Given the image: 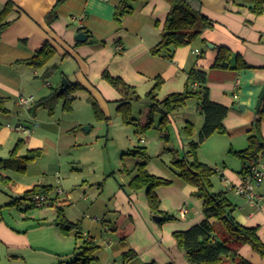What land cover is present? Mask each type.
<instances>
[{"label": "crops", "instance_id": "0c3cea01", "mask_svg": "<svg viewBox=\"0 0 264 264\" xmlns=\"http://www.w3.org/2000/svg\"><path fill=\"white\" fill-rule=\"evenodd\" d=\"M8 1L12 2V6L1 16ZM190 1L213 21V27L205 30L192 44L176 48L173 58L169 59L151 53V48L161 39L163 24L170 11L171 4L167 0H0V25L7 24L0 35V98L3 99L0 109V152L8 144L19 140H22V145L17 156L25 154L22 150H44V143L37 137V118L43 115L42 109L45 108L37 104L49 95L52 88L60 87L64 76L69 84L77 82L83 86L76 92L74 106L80 101L91 104V100H95L108 117L105 121L110 126L112 110L120 113L118 106L123 96L103 79L105 70L121 77L145 95L157 77L163 78L158 91L159 100L173 91L183 92L192 69L206 72L210 99L230 108L224 119L227 132L219 134L222 135L220 137L230 135L232 141L235 139V143L239 142V147L232 142L228 151L247 148L248 132L257 116L255 107L258 95L264 89V11L260 15L253 13L249 9L252 0ZM51 13H54V17L49 21ZM79 32H85L88 39L77 41L75 38ZM47 42L57 51L46 66L35 69L20 62L32 57ZM117 46H121L122 50L119 51ZM220 47H227L233 52V63L239 59L249 67L215 68ZM55 65L59 69L44 79L46 70ZM20 94L34 95L35 101L27 108L19 106L17 98ZM196 104V117L182 109L169 116L168 131L171 124L183 148H189L190 139L198 140L204 124L199 100ZM110 105H113L111 109ZM59 106L62 108V102ZM58 115H61L60 112ZM144 118L145 114L137 120L143 121ZM74 119L62 123L63 118L59 117L58 122L56 117L47 118L49 124L58 125L57 131L61 133L74 131L76 126L82 124L81 120ZM131 119L135 120L136 117L131 115ZM10 121L17 123L11 124ZM135 122H126L122 115V125L129 131L128 146H132L123 147L127 148L122 151L124 166L132 169L138 162L134 156L124 158L126 153L138 146L146 147L151 157L147 164L149 172L172 181L170 185L158 187L156 192L161 200V210L174 214L176 219L161 224L162 215L151 210L147 190L132 191L128 186L130 177L122 168L120 172L128 180L121 177V182L110 192L108 203L95 211L102 217L86 214L78 217L77 221L69 219L80 222V229L67 234L57 220L58 212L53 218H48L45 213L20 209L23 200L12 203L25 191L43 183L28 179L14 181L8 175L10 179L4 181L9 183L7 188H0V264H70L78 257L80 246L86 239L94 240L99 246L94 253L96 264H191L178 246L174 233L192 228L205 218L204 200L194 195L197 188L182 179L175 169L172 162L181 157L174 152L173 157L163 155L173 151L169 147L172 133L169 131L170 140L163 144L161 130L160 139L153 135L145 138L154 126L141 132ZM187 122L194 124L192 138L184 131ZM19 123L32 127V130L25 133L15 129L13 126ZM262 129L264 132V122ZM240 166L237 171L225 167L218 169L225 185L220 191H225L235 206L233 215L237 221L258 227L264 241V181L258 188L262 199L258 204H250L246 196L231 189V186L241 182L243 165ZM46 185L52 186L53 190L52 184ZM61 195L56 191L52 206L53 200L55 204L68 200ZM67 198H71V195L67 194ZM15 206L19 207L18 211L13 209ZM60 206L64 208L60 203L57 209ZM181 206L188 208L185 216L180 215ZM153 215H160L161 219L156 221ZM108 239L113 241L110 245ZM130 250H134L137 256L125 262L124 253ZM237 251L251 264H264V257L248 245L240 246ZM232 262L227 258L222 264Z\"/></svg>", "mask_w": 264, "mask_h": 264}, {"label": "trees", "instance_id": "16d2710c", "mask_svg": "<svg viewBox=\"0 0 264 264\" xmlns=\"http://www.w3.org/2000/svg\"><path fill=\"white\" fill-rule=\"evenodd\" d=\"M170 4V11L164 21L160 41L151 48V53L154 55L165 56L169 59L173 58L176 48L192 44L201 37L203 32L213 27V21L201 13L199 7L192 4L190 0H167ZM12 6V2L8 1L1 16L4 15ZM249 9L260 15L264 11V0H252ZM51 13L48 17L49 21L54 17ZM0 16V18H1ZM7 24L0 25V35ZM56 48L45 43L39 48L35 54L25 60L20 61L35 69L42 68L56 54ZM233 52L227 47H220L214 67L221 69H243L249 65L239 60L233 63ZM59 69L58 65L49 67L44 79L51 77ZM207 73L202 70L192 69L189 73L186 89L183 92H174L168 94L163 99L158 98L164 80L157 77L155 84L147 91L146 97L149 100L147 110L144 112L145 118L141 120H132L133 100H140L141 96L137 93L136 87L128 84L119 76H113L107 70L102 74L103 79H106L113 87L122 94L118 111L123 115L126 122L136 121L138 130L145 132L151 129L156 123V117L161 115L159 127L162 131L164 141L170 140L168 131L169 116L174 112L182 109L189 98L196 97L199 99L200 112L204 115V124L201 128L198 140L189 141V148L181 158L173 160V165L179 176L187 183L195 186L197 190L194 195L204 200V215L205 218L198 224H195L187 230L176 231L174 237L178 242V246L185 252L191 264H222L225 259L233 260L231 264H251L238 253V248L242 245H248L253 250L257 251L264 257V241L260 237L258 227H250L241 224L234 217L233 212L235 206L227 197L225 191H213L212 176L215 174L214 169L209 164L198 159V150L201 143L211 135L225 134L227 132L224 124V119L230 112V108L219 103H214L209 97V88L206 86ZM79 83H70L68 87L59 92V87L51 89L49 95L38 101V106H42L49 111L50 114L55 112V108L62 102L64 112L71 113L74 103L77 99L76 92L82 89ZM0 98V109L1 102ZM92 107L96 119L106 120L108 117L100 108L95 100H91ZM264 119V106L252 124L251 134L249 135V145L243 150H232L231 152L237 156L243 164L242 174H246L250 170V165L264 158V137L261 134V121ZM185 134L192 138L194 133V124L187 122L184 126ZM22 145V140H19L15 147L11 150V157L0 158V179L8 181L10 177L5 174L12 170L19 173H25L29 164L41 157L43 151L41 148L29 149L23 156H17ZM126 155L134 156L138 162L132 169L123 167L122 171L130 177L128 186L132 191L141 189L147 190V199L151 210L161 214L160 223L172 221L176 219L174 214L161 210V200L156 192V189L163 185H170L172 181L152 174L147 169L150 156L146 147L138 146ZM52 191V186L37 184L33 188L25 191L23 195L14 200L12 203L17 204L21 200H29L31 207H36L33 203L35 194H47ZM52 202V199H51ZM57 220L64 233H69L72 230L80 229V222H72L67 219L65 210L62 206L57 209ZM79 237H81L79 235ZM98 245L92 239H86L82 242L78 253V257L70 264H96L95 251ZM137 256L134 250L124 253V261H131Z\"/></svg>", "mask_w": 264, "mask_h": 264}, {"label": "rangeland", "instance_id": "374dc122", "mask_svg": "<svg viewBox=\"0 0 264 264\" xmlns=\"http://www.w3.org/2000/svg\"><path fill=\"white\" fill-rule=\"evenodd\" d=\"M137 93L141 96V99L133 100L131 103L132 117H136L135 120L144 114L149 103L145 94H141L138 91ZM198 100L196 97L189 98L182 110L193 115L195 114L193 117H196L198 114L196 110ZM112 106H109L110 109ZM74 108L75 111L73 110V113H66L59 106L55 108L53 114H50L46 109H42L43 115L37 118L39 122L37 137L44 143L42 146L43 151H45L44 155L32 161L25 173L6 172L14 181L22 182L28 179L36 182L39 180L45 185L52 184V193L48 195L50 199L61 188L64 190L61 196H64L68 200L64 202L60 201L57 204L53 200V206L50 203L43 207H31L30 202L25 199L19 205L20 209L35 211L36 213L41 212V214L45 213L48 218H53L57 212V206L61 203L64 205L66 216L72 221H77L78 217L82 218L86 214L99 217L101 214L95 211H99V208L104 207L106 202L108 203V197L110 192H113V187L121 182V177L128 180V177L120 172L125 163V160L122 158V151L127 149L123 147H132L128 146L129 131L122 125V115L113 109L112 121L109 126L107 121L96 119L92 103L80 101L75 104ZM58 112H60V116ZM50 116L56 117L57 122L59 121V117L63 118L64 121L62 120V123L77 118L81 120L82 124L76 126V131L61 133L57 131V124H49L47 118ZM160 118L161 115L156 117L154 127L146 133L145 138H150L152 135L159 138L160 129H158V126ZM263 122L264 119L261 121L260 129L264 137ZM9 123L16 124L17 122L10 121ZM86 126L90 127V129H84ZM169 131L172 133L169 147L173 148V151H168L163 155L173 157L175 153V155H179L178 157H183L188 147L185 146L183 148L180 146L179 136L171 124ZM251 131L250 129L249 135ZM132 134L134 133L132 132ZM181 136L183 140L186 139L184 133ZM220 136L222 135L215 134L213 137H209L204 141L202 148L198 150V159L200 161H204L214 169L217 168L215 174L212 176L213 189L216 192L225 186L218 173V169L223 170L228 168L231 171H237L241 167L240 164L243 165L237 156L228 151L232 142L235 146L237 145L236 147L240 146L239 142L235 143V139L232 141L233 137L230 135L225 137ZM15 143L5 146L0 152V157L10 158L12 155L9 149H13ZM164 143L166 142L163 140ZM22 152L23 154L27 153L25 150H22ZM124 158H129V155H124ZM262 159L264 160V158ZM127 163L130 164V161H127ZM8 184L0 179L1 189H5ZM67 194L71 195V198H67ZM19 207L15 206L13 209L18 211Z\"/></svg>", "mask_w": 264, "mask_h": 264}, {"label": "built area", "instance_id": "2783aa9c", "mask_svg": "<svg viewBox=\"0 0 264 264\" xmlns=\"http://www.w3.org/2000/svg\"><path fill=\"white\" fill-rule=\"evenodd\" d=\"M119 51L122 50L121 46H117ZM196 52L199 54V50L196 49ZM35 101L34 95H26L20 94L17 98V103L22 107H30ZM36 124V123H35ZM11 126L10 124H8ZM15 129L29 133L32 130V127L26 126L24 124H17L13 126ZM264 181V160L260 159L258 162H255L250 165V170L248 173L243 174L241 182L235 186H231V189H234L236 193L246 196L248 202L250 204H258V202L262 199L261 194L258 192V188L262 185ZM58 193H64V190L61 188L58 189ZM33 203L36 207L47 206L51 203V199L47 194H35L33 196ZM180 215L185 216L188 212V208L186 206H181L179 209ZM112 239H108L107 243L110 245L112 243ZM112 264V263H107Z\"/></svg>", "mask_w": 264, "mask_h": 264}, {"label": "water", "instance_id": "95a60500", "mask_svg": "<svg viewBox=\"0 0 264 264\" xmlns=\"http://www.w3.org/2000/svg\"><path fill=\"white\" fill-rule=\"evenodd\" d=\"M75 39H77V41H79V42H83L88 38H87V34L85 32H79L76 35ZM213 47H214V45H212V48ZM68 85H69V81H67V78L64 76L61 80V83H60L59 92H63V90H65L68 87ZM263 104H264V89H262L258 95V99L256 102V107H255L256 114L261 111V109L263 108ZM244 108H245V106L242 105V109H244ZM84 129L89 130L90 127L86 126V127H84ZM153 219L156 221H159L161 219V216L160 215H153Z\"/></svg>", "mask_w": 264, "mask_h": 264}]
</instances>
